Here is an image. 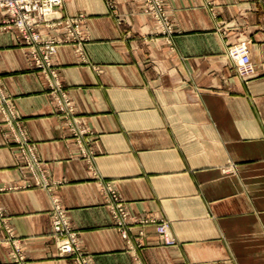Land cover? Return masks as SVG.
Masks as SVG:
<instances>
[{"label": "crops", "instance_id": "crops-1", "mask_svg": "<svg viewBox=\"0 0 264 264\" xmlns=\"http://www.w3.org/2000/svg\"><path fill=\"white\" fill-rule=\"evenodd\" d=\"M117 1L121 23L106 0L64 6L68 15H87L90 36L91 65L70 45L55 56L92 130L79 142L17 32L0 28V93L11 98L13 125L39 158L34 176L0 113V219L31 264H75L58 254L52 235L55 198L91 264H264V69L257 65L249 79L238 75L204 0H168L177 31L171 43L154 34L136 0ZM213 1L222 26L252 33L257 62L264 51L257 0ZM5 17L0 11V25ZM103 180L115 184L133 215L169 221L176 243H162L152 223L145 237L135 225L132 241L124 239L105 204ZM6 237L1 225L0 264L10 260Z\"/></svg>", "mask_w": 264, "mask_h": 264}, {"label": "rangeland", "instance_id": "rangeland-1", "mask_svg": "<svg viewBox=\"0 0 264 264\" xmlns=\"http://www.w3.org/2000/svg\"><path fill=\"white\" fill-rule=\"evenodd\" d=\"M66 1L67 0H62V3L59 6H55L54 8L61 14V16L63 17V20L68 19V18L80 19L79 20L80 33H77L75 31L73 34H71V33L68 34V32L67 31L65 32L64 30H60L59 32L54 31V30L49 31L48 29L45 28L44 25H41V29H43V31L46 33L47 36L59 37L62 39H66L68 36L69 39L71 40V42L58 45L57 52H58L60 46L70 45L73 47V50L75 51V54L77 55V57L83 63H85L86 65H91V63L88 61L87 56H86V45H87L88 41L90 40L89 33L85 27L86 21H87V15L85 13H79L77 15H68V14L64 13V6H65ZM136 1L140 7V10L143 13L149 15V17H151V19L155 23L156 30H155L154 34L156 36L162 37L168 43H171V40L177 31H176V24H175L174 17H173L174 14H173V11L171 9V6H170L168 0H136ZM257 2L259 4V11L261 12L260 14H258V17H259L258 22L260 24L264 25V0H257ZM106 4L109 8L110 14L114 18H116L117 22L118 23L123 22V15H122V13H120V11L117 7L118 1L117 0H106ZM204 6H206L208 8V10L210 11L214 20L216 19V23L219 27V28H217V31L224 38H226V40L228 41L226 44L227 46H226V50H225V55H226L227 59H229L235 65V68H236L238 75L242 79H249L253 75H255V73H256V71H255L253 75L244 77V76H241V74L239 72L238 66L240 65V61L237 58H235V56L232 52V48L235 45H240L243 43L250 47L251 54H252V60H253L252 63L256 67V69H257V65H260V64H261L262 68L264 69V62L261 61V59H262L261 54H264V51L259 52L260 54H258V56H257V62L255 61V59L253 57V49H254V47H256V46H254L256 44V41H255L253 35H251L252 33L249 30L245 31L244 29H237L236 25L234 27L232 26L233 29L228 27V25H226V24L222 26V20L218 19L219 13L215 9V4H214L213 0H204ZM0 11L6 14V17L3 21V23L0 25V28L2 30H11V31L17 32L18 37L20 39L19 40L20 46L22 47V50L26 54V57L28 59L30 66L33 67V69H35L36 71H38L42 75L44 85L47 87L49 94H50L51 103L54 105L55 111L57 112V114L62 118L63 123H64L66 129L68 130V132L72 136H74L78 142H79V138H82V136L83 137L89 136V134L92 133V130L88 127L86 119L84 118V116H82L78 112L76 105H75V100L68 93V90L66 89V87L62 81L61 72H60V70H59V68L55 62V56H56L57 52L54 54V57H53V67H54V69L56 68L55 69L56 72H54L56 74V77H52L49 74H45L46 72L43 71V68L38 67L35 63L32 64L29 61L30 50L27 47H24L23 38L20 36V33L18 32V30L15 27L4 28V26L7 25V20L9 18V14L5 10H2V9H0ZM74 28H75V25H73V29ZM72 31H74V30H72ZM92 66L94 67V65H92ZM96 69L100 71V69L98 67ZM0 113L2 114L5 122L10 123V127L14 132V137L16 139L17 145L20 146V149H21L20 152L23 153L26 157V162L29 165L28 167L34 173V176L37 175V171H38V167H39V158L36 156V153L34 151L35 149L32 148L28 144V142H26L27 139L25 138L23 132L22 131L20 132L19 128L16 127L15 125H13L14 122L17 125L16 119H17L18 115L16 113V110L14 109V105L12 106L11 98L8 95H4L2 93H0ZM79 144H81V140H80ZM83 151L86 153V150H83ZM35 179H36V181H37L36 183H38V185H42V181L39 179V177L38 178L35 177ZM106 183H110L111 185H107ZM99 185H100V189L102 191V194L104 195L105 204H106L107 208L109 209V211H110V213L114 219V216H113L110 208L107 205L106 195L103 192L102 188L106 187V186L107 187L113 186V188L118 193H119V191H118L117 187L115 186V184L109 180L108 181L103 180L101 183H99ZM123 201H125V200H123ZM58 215H64V217L67 218V221H68L70 227L77 233L78 245H80L81 249L83 250V248L80 244L78 230H76L74 228V226L72 225V223L69 219V216L67 214L66 208L58 201L57 198H55L53 200V204H52L51 209H50V217H51V225H52L51 231H52V235L55 239L58 254L61 257H70L74 260L75 264H78L77 259L74 255L73 256L72 255L67 256V255L62 254V252H61L60 246H61L62 240L59 237V235H57V233L55 232V229H54V217H58ZM132 216L137 217L133 214H132ZM0 217H4V214L0 213ZM2 220H4V219H0V226L2 225L3 228L5 229V231L7 232V237L3 238L2 240L9 247L8 248V250H9L8 256L10 259L9 264H15V257H14L15 246L12 242L11 243L7 242V239L9 238V233H8L6 227L4 226ZM159 220H164V219H159ZM164 221H166V220H164ZM114 222H115V219H114ZM166 222H168V224L170 226L169 221H166ZM115 225L117 227L116 222H115ZM141 228L144 229L145 227L143 226ZM117 229H118V227H117ZM118 231H119V229H118ZM144 231H145V229H144ZM12 233L15 235L14 237L20 241L19 237L14 233L13 229H12ZM137 235L142 238V237H145L146 234L141 235L140 229H139ZM133 237L134 236L132 233V238ZM158 237H159V235H158ZM159 239L162 243L167 244V245H173L176 243V239L174 237H173L174 242L171 244L162 240L160 237H159ZM131 241H132V239H131ZM136 241L135 242L138 245H141V242L137 238H136ZM23 251H24L23 253L27 259V262L29 264H31V262H29V258L27 256V254L25 253L24 248H23ZM88 256L90 258V255H88ZM90 262H92V258H90Z\"/></svg>", "mask_w": 264, "mask_h": 264}, {"label": "built area", "instance_id": "built-area-1", "mask_svg": "<svg viewBox=\"0 0 264 264\" xmlns=\"http://www.w3.org/2000/svg\"><path fill=\"white\" fill-rule=\"evenodd\" d=\"M61 3L62 0H0V9L5 10L9 14L7 25L4 28L15 27L18 30L20 36L23 38L24 47L30 50L29 61L43 68V71L46 72L45 74H49L52 77H56L54 73L56 72V68L54 69L53 67V57L57 52L58 45L70 43L71 40L68 36L66 39L47 36L43 29H41V25H44L49 31L54 30L59 32L60 30H64L68 34H73L75 31L80 33V19L68 18L63 20L61 14L54 8ZM73 25H75L74 29ZM234 53L236 55L240 53L243 56V61L238 66L241 76L247 77L253 75L255 67L252 64L248 47L244 43L240 44L236 46ZM106 184L111 185L110 183ZM106 187H103L102 190L106 195L107 205L114 216L121 235L125 239L131 241L135 225H142L143 227L152 223L156 225L157 234L162 240L169 244L174 242L168 222L156 218L133 217L128 205L113 186ZM2 221L9 233L7 242H12L15 246V264H29L23 253V247L19 243L20 241L14 237L15 235L12 233L9 224L4 220ZM54 229L62 240L60 246L62 254L67 256L74 255L78 264H91L88 254L78 245L77 233L70 227L64 215L54 217ZM140 234H145L143 228L140 229Z\"/></svg>", "mask_w": 264, "mask_h": 264}, {"label": "bare ground", "instance_id": "bare-ground-1", "mask_svg": "<svg viewBox=\"0 0 264 264\" xmlns=\"http://www.w3.org/2000/svg\"><path fill=\"white\" fill-rule=\"evenodd\" d=\"M236 46H239V45H235V46H233V48H232V52H233L235 58H237V59L241 62V61H243V56L240 55V53H237V55L234 53V50L236 51ZM246 46H247V45H246ZM247 47H248V50H249V54H250V57H251V61H253V60H252L251 49H250L249 46H247ZM252 64H253V63H252ZM254 67H255V66H254ZM255 71H256V67H255Z\"/></svg>", "mask_w": 264, "mask_h": 264}]
</instances>
